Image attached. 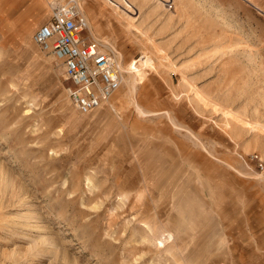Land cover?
Masks as SVG:
<instances>
[{"label": "rangeland", "instance_id": "obj_1", "mask_svg": "<svg viewBox=\"0 0 264 264\" xmlns=\"http://www.w3.org/2000/svg\"><path fill=\"white\" fill-rule=\"evenodd\" d=\"M72 1L0 0V264H264V0H74L153 61L91 115L33 40Z\"/></svg>", "mask_w": 264, "mask_h": 264}, {"label": "built area", "instance_id": "obj_2", "mask_svg": "<svg viewBox=\"0 0 264 264\" xmlns=\"http://www.w3.org/2000/svg\"><path fill=\"white\" fill-rule=\"evenodd\" d=\"M90 22L74 0L58 6L33 36L42 51L60 63L71 86L68 96L76 109L88 115L108 103L121 86L116 54L90 37Z\"/></svg>", "mask_w": 264, "mask_h": 264}, {"label": "bare ground", "instance_id": "obj_3", "mask_svg": "<svg viewBox=\"0 0 264 264\" xmlns=\"http://www.w3.org/2000/svg\"><path fill=\"white\" fill-rule=\"evenodd\" d=\"M94 42H102L105 46H107L108 48H110L115 54L116 56H121L122 54L117 50V48H115V46H113L112 42H110V40H108L107 38H102L99 37L97 35H92L91 37ZM106 42V43H105ZM35 43V42H34ZM36 44V43H35ZM152 58L147 57L146 55L139 61H134L132 60L130 63H128V65L126 67H124L123 65L119 64L121 71L126 72L129 77L126 80V77L123 76L122 73V81L121 83L124 84V82H126L125 84L129 87V93L134 95V92L137 88L138 84H143L146 78V72H145V68L150 66L152 64ZM65 75V74H64ZM125 77V78H124ZM65 79L68 80V78H66L65 75ZM121 87V86H120ZM120 90V88H119ZM119 90L117 91V93L119 92ZM117 93L114 95L113 99L116 97ZM122 96V95H121ZM131 97V96H130ZM122 98V97H121ZM135 101V100H134ZM138 102V101H137ZM136 110L138 111V113L140 115H145L146 113L141 109V107L134 103ZM105 105V104H104ZM103 105V106H104ZM102 106V107H103ZM121 106V105H120ZM123 106V105H122ZM102 107H100L99 109L95 110L94 112L88 114L91 115L95 112H97L98 110H100ZM117 110V109H116ZM78 111V110H77ZM79 112V111H78ZM80 113V112H79ZM81 114V113H80ZM152 114V113H151ZM83 115V114H82Z\"/></svg>", "mask_w": 264, "mask_h": 264}]
</instances>
